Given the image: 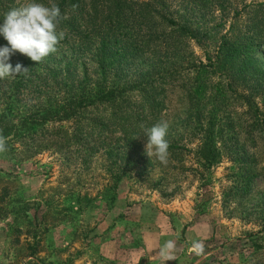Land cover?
<instances>
[{
	"label": "trees",
	"instance_id": "obj_1",
	"mask_svg": "<svg viewBox=\"0 0 264 264\" xmlns=\"http://www.w3.org/2000/svg\"><path fill=\"white\" fill-rule=\"evenodd\" d=\"M26 2L0 0V18ZM41 2L59 6L58 31L65 36L39 63L19 51L11 56L13 67L20 63L28 72L0 79V136L6 139L0 154L16 153L18 144L36 151L76 147L89 158L101 153L112 181L102 195L113 209L124 179L134 174L150 179L154 167L162 164L155 155L148 156L144 131L166 121L167 163L180 161L182 153L174 130L189 131L190 141L197 140L196 163L208 174L222 162L223 147L228 146L239 166L229 196L249 200L264 173V161L245 148L258 140L264 147V113L255 102L259 95L264 104V66L258 56L264 49V2L244 10L230 0ZM192 43L202 47L206 62L194 56ZM5 44L0 37V45ZM250 84L247 95L235 87ZM176 94L178 110L171 102ZM231 99L245 107L234 116L229 113ZM10 177L0 168L1 180ZM9 195L6 186L0 195V220L8 216L4 204ZM94 201L79 195L74 203L80 209L84 202L95 207ZM23 207L38 229L37 239L47 212L38 205L30 215L29 204ZM260 207L264 212V200Z\"/></svg>",
	"mask_w": 264,
	"mask_h": 264
},
{
	"label": "rangeland",
	"instance_id": "obj_2",
	"mask_svg": "<svg viewBox=\"0 0 264 264\" xmlns=\"http://www.w3.org/2000/svg\"><path fill=\"white\" fill-rule=\"evenodd\" d=\"M230 2L244 10L245 5L264 0ZM246 19L243 11L242 20ZM191 48L198 60L206 62L201 46L192 43ZM258 56L264 66V49ZM251 85L235 87L247 95ZM171 99L178 110L177 94ZM230 102H234L229 108L232 116L245 109L236 106V100ZM255 102L264 113L259 95ZM174 132L182 146L180 161L154 167L150 179L135 174L124 179L113 209L102 195L112 181L106 167L109 163L101 153L89 158L76 147L67 151L54 145L36 151L18 144L14 155L0 154V168L11 174L9 179H0V195L6 186L10 190L4 204L9 213L0 220V264H164L159 249L168 240L174 241L176 250L175 260L166 264H264V212L260 207L264 173L257 178L249 200L233 199L229 194L239 166L232 148L223 147L222 162L208 174L196 163L197 140L190 141L189 131ZM245 148L263 163L261 141H250ZM157 180L162 183L156 185ZM79 195L94 199L95 207L84 202L78 209L74 200ZM26 203L32 208L30 215L38 205H42L41 212H47L37 239L38 229L23 207ZM193 241L203 244L202 252L193 247Z\"/></svg>",
	"mask_w": 264,
	"mask_h": 264
},
{
	"label": "clouds",
	"instance_id": "obj_3",
	"mask_svg": "<svg viewBox=\"0 0 264 264\" xmlns=\"http://www.w3.org/2000/svg\"><path fill=\"white\" fill-rule=\"evenodd\" d=\"M62 19L59 6L52 3L50 6L41 0H27L22 6L14 7L5 12L0 18V37L7 44L0 45V79L12 78L26 74L28 68L17 63L15 67L10 63V58L17 51L25 54L35 62H40L50 53L57 50L58 43L64 38L65 33L58 31ZM169 124L166 121L158 122L146 128V151L151 158L153 155L161 163H167L169 157V142L166 139ZM6 150V139L0 136V152ZM193 247L203 251L200 241H193ZM176 250L174 241H166L159 249V255L166 264L175 260L173 253Z\"/></svg>",
	"mask_w": 264,
	"mask_h": 264
}]
</instances>
